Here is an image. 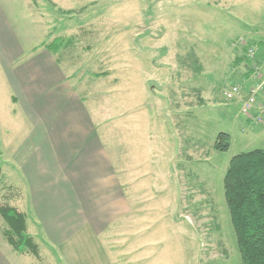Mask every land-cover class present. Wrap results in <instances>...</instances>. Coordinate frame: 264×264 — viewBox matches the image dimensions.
I'll use <instances>...</instances> for the list:
<instances>
[{"label":"rangeland","instance_id":"374dc122","mask_svg":"<svg viewBox=\"0 0 264 264\" xmlns=\"http://www.w3.org/2000/svg\"><path fill=\"white\" fill-rule=\"evenodd\" d=\"M0 22L8 43L0 47V205L8 201L21 211L26 200L15 159L32 118L15 97L23 92L15 79L32 75L44 42L71 38L66 50L49 56L59 59V71L70 78L105 144L116 138L111 147L121 183L126 106L147 126L151 167L162 126L174 131L179 147L170 183L154 175L126 177L129 191L144 190L141 204L132 193L131 223L115 225L101 241L87 235L73 240L66 264H241L222 181L232 157L264 148V138L255 137L263 124L245 128L241 106L228 112L236 99L223 93L240 85L246 95L264 79V0H0ZM238 58L245 61L236 65ZM242 76L255 79L246 90ZM178 85L185 86L180 95ZM205 85L211 86L210 101L217 99L215 109L198 104L206 99ZM178 96L189 112H181L183 104L176 110ZM219 133L231 137L227 152L213 148ZM130 159L139 171V156Z\"/></svg>","mask_w":264,"mask_h":264},{"label":"crops","instance_id":"0c3cea01","mask_svg":"<svg viewBox=\"0 0 264 264\" xmlns=\"http://www.w3.org/2000/svg\"><path fill=\"white\" fill-rule=\"evenodd\" d=\"M5 32L7 29L0 22L1 48L8 44L4 42L7 38ZM13 53L9 52V55ZM49 55L45 51L36 60L31 76H17L15 79L21 83L23 90L15 97L18 102L20 98L23 100L26 107L24 112L32 118L29 136L19 148L20 153L15 159L26 186H21L26 196L21 211L27 216L28 233L39 245L42 262L32 256L17 255L13 251L2 234L5 226L0 218V264H63V260L66 264L67 246L73 240L87 235L88 238L101 241L102 236L115 225L131 223L133 209H136L132 193L140 195L141 204L144 190L140 186L135 191H129L132 183L126 181L128 176L167 177L170 183L175 174L172 169L178 161L176 156L179 145H176L177 136L174 131H167L163 126L160 128L159 144L156 143L153 153L156 166L151 167L152 154L148 153L146 142L149 139L147 126L139 124L133 117L134 107L126 106L123 122L125 182L121 183V170L117 169L113 152L115 145L111 147L116 138H108L110 144H105V137L100 135L97 123L73 89L70 78L59 71L57 62ZM245 77L242 76L240 82L245 80L246 90L255 79ZM207 87L211 86L205 85L202 90L206 99L198 104H208L215 109L217 99L210 101L211 90ZM184 89V85H178L177 94L180 95ZM196 90V87L192 89V96H195ZM244 98L230 102L228 112L233 113L237 105L242 107ZM180 104L183 107L189 106L183 97L178 96L175 102L177 111ZM142 110L140 102L137 112L142 114ZM189 111L188 107L181 110ZM244 121L245 128L255 125L247 119ZM172 124L178 135L175 123ZM255 137L260 140L264 138V122L260 129H256ZM129 155L130 160H136L135 155L139 156V171L130 165ZM0 168L4 175L1 163ZM20 207L23 208V205ZM43 251L46 257L42 255Z\"/></svg>","mask_w":264,"mask_h":264},{"label":"trees","instance_id":"16d2710c","mask_svg":"<svg viewBox=\"0 0 264 264\" xmlns=\"http://www.w3.org/2000/svg\"><path fill=\"white\" fill-rule=\"evenodd\" d=\"M71 44V38H55L40 47L58 56ZM40 47L34 48L33 52ZM242 59L245 61V58H238L235 64H240ZM56 62L60 64L59 59ZM93 77L100 78L103 74ZM230 141V135L219 133L213 148L218 152H227ZM3 177L0 168V181ZM222 184L241 264H264V148L232 157ZM6 203L0 205V217L5 226L2 234L7 243L17 255L32 256L42 262L39 245L28 233L26 214L9 205L8 201Z\"/></svg>","mask_w":264,"mask_h":264},{"label":"built area","instance_id":"2783aa9c","mask_svg":"<svg viewBox=\"0 0 264 264\" xmlns=\"http://www.w3.org/2000/svg\"><path fill=\"white\" fill-rule=\"evenodd\" d=\"M250 54L253 52L250 50ZM244 89L240 85L231 86L225 90L223 95L227 100L242 99L241 112L246 116V119L255 125L263 124L264 120V103L258 105L259 99L264 95V79L258 84L248 89L246 95L243 94Z\"/></svg>","mask_w":264,"mask_h":264}]
</instances>
